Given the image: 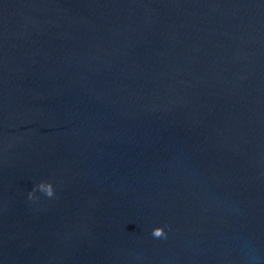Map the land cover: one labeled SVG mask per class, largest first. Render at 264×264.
Instances as JSON below:
<instances>
[{"label":"water","instance_id":"water-1","mask_svg":"<svg viewBox=\"0 0 264 264\" xmlns=\"http://www.w3.org/2000/svg\"><path fill=\"white\" fill-rule=\"evenodd\" d=\"M0 264H264V0H0Z\"/></svg>","mask_w":264,"mask_h":264},{"label":"clouds","instance_id":"clouds-1","mask_svg":"<svg viewBox=\"0 0 264 264\" xmlns=\"http://www.w3.org/2000/svg\"><path fill=\"white\" fill-rule=\"evenodd\" d=\"M40 190L48 197H52L55 194L54 185L49 181H42L32 191L29 192V199H37L36 191ZM152 235L156 238H167V232L164 226H157L153 229Z\"/></svg>","mask_w":264,"mask_h":264}]
</instances>
